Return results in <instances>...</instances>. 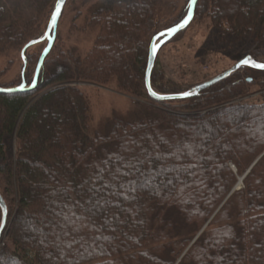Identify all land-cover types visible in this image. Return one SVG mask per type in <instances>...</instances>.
<instances>
[{
  "label": "trees",
  "instance_id": "obj_1",
  "mask_svg": "<svg viewBox=\"0 0 264 264\" xmlns=\"http://www.w3.org/2000/svg\"><path fill=\"white\" fill-rule=\"evenodd\" d=\"M56 1L0 0V53L41 37ZM103 2L88 17L97 36L84 56L50 51L34 88L0 92V192L11 217L0 264H264V101L227 103L250 85L246 67L197 96L153 99L152 38L185 17L189 0L172 21L162 19L166 0ZM196 15L222 37L252 36L250 53L264 61V0H198ZM41 53L26 50L25 70ZM157 80L155 65L154 88L184 91ZM112 81L141 109L91 134L90 99L74 83Z\"/></svg>",
  "mask_w": 264,
  "mask_h": 264
},
{
  "label": "rangeland",
  "instance_id": "obj_2",
  "mask_svg": "<svg viewBox=\"0 0 264 264\" xmlns=\"http://www.w3.org/2000/svg\"><path fill=\"white\" fill-rule=\"evenodd\" d=\"M103 1L68 0L66 2L51 49L52 55L58 52L60 48H64L74 49L79 55L84 56L92 48L97 36V30L87 28V20L93 10L104 4ZM166 1L172 3V10H164V18L162 19L170 21L181 13L183 6L187 2V0ZM26 2L23 1L22 5L26 15H29L28 3ZM51 14V11L47 13L41 30L48 24ZM47 43V39L41 43H36L28 48V54L41 53ZM257 46L259 44H257L252 36H248L240 41H235L234 37L231 36L222 37L213 28L209 17L204 16L199 18L196 15L180 36L167 42L160 48L155 64L156 73L158 74V80L155 85L174 82L182 85L183 90H186L191 85L207 80L229 69L239 59L247 54H251L250 51ZM260 47H264V44H261ZM21 53L22 50L20 48H11L0 53V86L9 87L7 85L22 82L23 79L26 80L25 76L30 77L32 75L37 64L36 66L33 65L32 69H30L31 66L30 70L23 71ZM33 59L36 58L34 57ZM241 73L244 74L246 79L252 77L253 81L246 80L250 83L248 88L242 94L234 96L227 103L250 104L264 101V70L246 67L241 70ZM74 84H78L89 96L92 109L91 134L98 131H107L115 114L129 118L135 113V109H141V106L135 103L134 97L115 89V81L110 82L106 86L89 83ZM141 101L144 102L145 100L141 99ZM16 145V140H12L10 143L12 152L16 151ZM246 174L245 172L242 177ZM10 222L11 217L9 216L7 226L0 240V246L5 241ZM205 226L206 224L197 233L193 241L202 233ZM162 254L164 257L169 258L167 252H163Z\"/></svg>",
  "mask_w": 264,
  "mask_h": 264
},
{
  "label": "water",
  "instance_id": "obj_3",
  "mask_svg": "<svg viewBox=\"0 0 264 264\" xmlns=\"http://www.w3.org/2000/svg\"><path fill=\"white\" fill-rule=\"evenodd\" d=\"M67 1L68 0H63L62 3H60V0L56 1L44 35L39 37V38L30 40L22 49V58H23V62H24L23 71H24L26 63H27V59L25 56L26 49L28 47L38 43V42L45 40V39L48 40L47 46L44 48V50L42 51V53L40 55L33 81L30 84H27L26 80L23 79L20 84L15 85V86H9V87L0 86V92L23 91V90L32 89L36 86L37 81H38L39 71L42 68V65H43L45 58L47 57V55L49 54V52L52 49L54 39L56 37V31H57L58 23L60 21V18L62 16L64 7H65ZM197 1L198 0H189V7H188V12H187L186 16L181 21L176 23L175 25L160 31L159 33L154 35V37L152 38V41L150 44V49H149V57H148V65H147V69H146L145 82H146V88H147L148 94L153 99H156V100L184 99V98H190L193 96H197L200 94V92L203 89H205V88H207V87L231 76L236 71H238L240 68L245 67V66H249V67H252L255 69L264 70V68H260V67L255 66L256 64H264V62L258 61L251 54H248L245 57H243L242 59H240L239 61H237L229 69L215 75L214 77H212L208 80H205L201 83L195 84L185 91L177 92V93H163V92L157 91L152 86L151 74H152V70L155 66L156 58H157V55L159 53L160 48L165 43L170 41L174 36H176L181 31L185 30L189 26V24L192 22L194 15H195V8H196ZM54 16H55V20L53 21ZM245 60H248L249 63H242ZM248 80H253V78L249 77ZM185 93H189V95H184ZM263 154H264V152L256 159V161ZM254 163L249 167V169L246 171V173H248L250 171V169L254 165ZM242 178L243 177L240 178V181H242ZM240 181L235 188L241 187L242 183ZM233 190H232V192H233ZM0 208H1V212H2L1 223H0V240H1V238L3 236V232L7 226V221H8V207H7V203H6L1 192H0Z\"/></svg>",
  "mask_w": 264,
  "mask_h": 264
},
{
  "label": "snow or ice",
  "instance_id": "obj_4",
  "mask_svg": "<svg viewBox=\"0 0 264 264\" xmlns=\"http://www.w3.org/2000/svg\"><path fill=\"white\" fill-rule=\"evenodd\" d=\"M63 0H60V3H62ZM55 20V16L53 17V21ZM242 63H249L248 60L243 61ZM256 67H260V68H264V64H256ZM184 95H189V93H185ZM132 167H135V165H132ZM125 175H128V173H124ZM87 211V210H86ZM67 219V217H66ZM78 219H81V217H78ZM77 229H74V231H76ZM67 234V233H66ZM71 246V244H69V247Z\"/></svg>",
  "mask_w": 264,
  "mask_h": 264
},
{
  "label": "bare ground",
  "instance_id": "obj_5",
  "mask_svg": "<svg viewBox=\"0 0 264 264\" xmlns=\"http://www.w3.org/2000/svg\"><path fill=\"white\" fill-rule=\"evenodd\" d=\"M241 183H243V178H242V181H240ZM238 185V184H237Z\"/></svg>",
  "mask_w": 264,
  "mask_h": 264
}]
</instances>
